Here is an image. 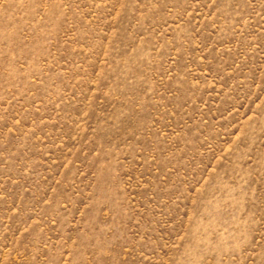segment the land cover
<instances>
[{
  "label": "rangeland",
  "instance_id": "obj_1",
  "mask_svg": "<svg viewBox=\"0 0 264 264\" xmlns=\"http://www.w3.org/2000/svg\"><path fill=\"white\" fill-rule=\"evenodd\" d=\"M0 264H264V0H0Z\"/></svg>",
  "mask_w": 264,
  "mask_h": 264
}]
</instances>
